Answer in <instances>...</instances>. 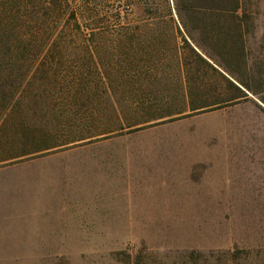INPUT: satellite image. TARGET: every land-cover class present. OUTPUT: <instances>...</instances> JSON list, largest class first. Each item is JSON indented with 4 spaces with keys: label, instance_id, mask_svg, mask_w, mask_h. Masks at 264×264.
<instances>
[{
    "label": "rangeland",
    "instance_id": "374dc122",
    "mask_svg": "<svg viewBox=\"0 0 264 264\" xmlns=\"http://www.w3.org/2000/svg\"><path fill=\"white\" fill-rule=\"evenodd\" d=\"M51 3L0 2V36L19 47L14 61H20L27 93L24 112L38 111L29 108L32 95H45L42 102L60 108L68 89L80 91L76 84L115 85L113 79L125 85L129 59L147 58L126 55L124 33L84 36L67 13L51 12ZM98 3L110 7L114 1ZM142 7L133 6V26L143 22ZM240 12L248 30L244 78L256 94L24 156L35 145L22 144L13 129L5 140L0 133V158H11L0 164V177L17 181L0 195V264H134L137 255L147 264H264V0H241ZM136 42L143 44L139 37ZM88 47L101 78L92 74ZM122 87L114 88V97H123ZM87 90L88 100L92 94L108 100ZM172 99L182 102L181 92ZM28 117L33 129L44 124L42 115ZM65 133L60 140L86 134ZM43 183L50 186L47 192Z\"/></svg>",
    "mask_w": 264,
    "mask_h": 264
},
{
    "label": "trees",
    "instance_id": "16d2710c",
    "mask_svg": "<svg viewBox=\"0 0 264 264\" xmlns=\"http://www.w3.org/2000/svg\"><path fill=\"white\" fill-rule=\"evenodd\" d=\"M98 1L84 0L80 4H72L70 0H52L48 9L60 15L67 13L78 30L91 40L102 35L124 33L129 38L125 46L126 55H147V58H141L136 63L129 59L127 68L131 70L130 78L125 85L113 79L109 82L115 85L90 87L85 83L76 84L80 91L72 87L68 89L59 103L62 104L60 108L58 104L53 106L49 101L42 102L45 95L40 99L32 95L30 100L33 104L29 108L38 111L24 112L21 109L25 103L22 98L27 93L21 88L20 61H14L19 53L16 48L19 47H10L11 41L0 36V53L3 52L0 54V133L5 140L7 133L13 129L14 137L22 144L35 145V148L23 154L40 151L44 145V149L60 148L78 141L92 142L124 131L132 132L142 128L143 124L159 119L170 120L220 108L246 99L249 92L256 94L244 78L247 71L245 36L248 30L246 16L240 12L241 0H144L140 3H137L140 0H113L110 7ZM0 2L4 5L6 0ZM137 4H142L145 16L140 25L133 26L129 17ZM119 23L122 27L118 29ZM106 24L110 25L104 26ZM138 37L143 42L142 46L136 45ZM89 52L94 64L92 74L97 73V77L101 78L103 74L94 58V51L90 49ZM151 53L158 56L152 57ZM172 67L184 75L182 102L172 99L174 92L179 91L174 90L177 86L175 82H150L153 76H166L167 69ZM107 68L115 71V66L109 65ZM214 76L220 81L205 83V79ZM134 78L138 81H132ZM105 79L107 76L103 77L102 82ZM15 85L19 87L11 89ZM115 87L123 88L119 93L123 97L113 96L117 94ZM89 88L96 90L97 94L107 95L108 100L102 102L94 94L88 100ZM78 94L80 97H77ZM130 94L134 98H130ZM16 103H20V110L13 112ZM68 111L71 114L69 117ZM28 113H33V117L42 115L44 124L33 129L27 120ZM6 119L13 121L10 126ZM79 131L86 134L75 135L72 140H60L65 132ZM40 139L42 143H38ZM46 139H52V142L46 145ZM134 264L147 263L137 255Z\"/></svg>",
    "mask_w": 264,
    "mask_h": 264
},
{
    "label": "crops",
    "instance_id": "0c3cea01",
    "mask_svg": "<svg viewBox=\"0 0 264 264\" xmlns=\"http://www.w3.org/2000/svg\"><path fill=\"white\" fill-rule=\"evenodd\" d=\"M167 72H168V74L166 76L161 77V80H162L161 82H166V81H168V82H175V84H177V86L175 87L174 90H179V91H181V93H183V88L185 87V84H183L184 83V75L181 74L180 71H178V69L175 70L173 67L170 68ZM165 77H167V78H165ZM159 78L160 77L153 76V78L151 79L152 81H150V82L154 83V81L159 80ZM130 98H134V96L130 94ZM167 119L168 118L159 119V120H156V121H153V122L148 123V125L149 124H153L155 122H162V121L167 120ZM143 125L145 126L147 124H143ZM44 147H46V146L44 145ZM44 147L41 148L42 150H40V151L33 152V154L34 153H37V152H44V151H49V150L56 149V148L44 149ZM24 155L25 154H21V156H24ZM10 159L11 158H0V164L1 163H5V162L9 161ZM16 182H17L16 179L5 178L3 176L0 177V195L2 194V191L3 190H6V191L9 190V187L7 188L6 185L14 184ZM43 184H44L43 186H45L44 191L47 192L50 189V186H47L46 183H43ZM40 190H43V188L42 187L41 188L39 187V191Z\"/></svg>",
    "mask_w": 264,
    "mask_h": 264
}]
</instances>
